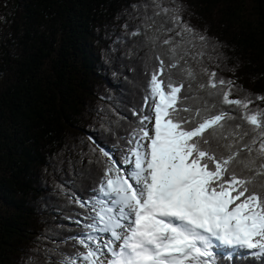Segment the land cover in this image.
I'll list each match as a JSON object with an SVG mask.
<instances>
[{"label":"trees","instance_id":"1","mask_svg":"<svg viewBox=\"0 0 264 264\" xmlns=\"http://www.w3.org/2000/svg\"><path fill=\"white\" fill-rule=\"evenodd\" d=\"M160 3L207 38L186 43L187 64L171 69L186 85L181 96L197 97L183 103L206 96L197 84L207 69L234 82L230 99L251 94L249 110L264 109L255 99L264 96V0ZM156 10L152 0H0V264H55L54 252L76 251L67 238L90 221L74 200L91 198L101 180L92 149L119 157L157 57L169 62L163 40L175 32L157 31L166 17ZM187 67L197 74L190 92ZM207 98L212 112L231 109L230 123L248 127L239 108ZM216 251L218 264H264L246 249Z\"/></svg>","mask_w":264,"mask_h":264},{"label":"snow or ice","instance_id":"2","mask_svg":"<svg viewBox=\"0 0 264 264\" xmlns=\"http://www.w3.org/2000/svg\"><path fill=\"white\" fill-rule=\"evenodd\" d=\"M152 6L154 16L166 17L157 31L175 32L179 40H163L169 62L157 57L119 157L100 146L92 149L103 157L96 160L100 183L88 200H74L88 208L90 223L67 238L74 253L54 252L55 264H218L219 246L246 249L264 260V109L249 110L251 94L230 99L234 82L217 81L207 69L208 81L197 84L206 96L196 106L185 105L197 97L181 96L186 85L173 80L171 69L187 64L186 43L194 47L195 40L207 38L183 23L179 8L163 7L160 0ZM180 70L192 91L197 74L191 67ZM207 97L239 108L248 127L240 131L243 125L230 123L236 119L231 109L212 112L217 104Z\"/></svg>","mask_w":264,"mask_h":264},{"label":"rangeland","instance_id":"3","mask_svg":"<svg viewBox=\"0 0 264 264\" xmlns=\"http://www.w3.org/2000/svg\"><path fill=\"white\" fill-rule=\"evenodd\" d=\"M100 235H104V234H100ZM107 238V237H106Z\"/></svg>","mask_w":264,"mask_h":264}]
</instances>
